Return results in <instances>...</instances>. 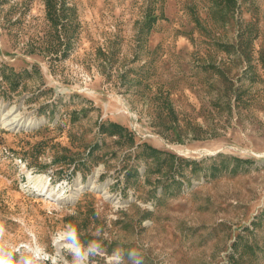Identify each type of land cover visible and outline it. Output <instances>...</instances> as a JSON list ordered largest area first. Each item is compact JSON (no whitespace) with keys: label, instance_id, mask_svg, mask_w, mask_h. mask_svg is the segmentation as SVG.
I'll list each match as a JSON object with an SVG mask.
<instances>
[{"label":"rangeland","instance_id":"1","mask_svg":"<svg viewBox=\"0 0 264 264\" xmlns=\"http://www.w3.org/2000/svg\"><path fill=\"white\" fill-rule=\"evenodd\" d=\"M56 6L67 30L46 0H0L4 239L70 264L56 237L71 224L104 250L90 264L118 247L126 264L130 249L143 264H264V0Z\"/></svg>","mask_w":264,"mask_h":264},{"label":"clouds","instance_id":"2","mask_svg":"<svg viewBox=\"0 0 264 264\" xmlns=\"http://www.w3.org/2000/svg\"><path fill=\"white\" fill-rule=\"evenodd\" d=\"M66 228L67 231L57 233L56 238L68 241L65 247L72 255L70 264H90V257L103 253L104 250L98 241H92L89 245L85 246L79 240L75 226L69 224ZM96 234H100L99 229ZM4 236L5 229L3 224L0 223V264H46L49 260H52L53 264H56L53 257L34 240L31 243L12 246L4 239ZM17 253H19L18 257ZM127 257L132 261V264H143V257L136 249L128 250ZM124 258V249L118 247L113 251L110 261L111 264H126ZM66 264H69V262H66Z\"/></svg>","mask_w":264,"mask_h":264},{"label":"trees","instance_id":"3","mask_svg":"<svg viewBox=\"0 0 264 264\" xmlns=\"http://www.w3.org/2000/svg\"><path fill=\"white\" fill-rule=\"evenodd\" d=\"M47 2V13L49 19L56 24V26L59 24L60 21L63 20V18H67L66 22L62 24V26L67 30V27L69 24H72V21L68 19V14H63L62 12V18L60 17V13L58 12L57 6H56V0H46ZM158 19V14H156L153 10L147 11L145 15V19L141 23V31H149L153 28L155 22ZM100 132L105 135L110 136H118L119 138H127L132 143L134 142V137L132 133L128 130L127 127L121 125L118 122L114 121H104L100 124ZM147 146V145H146ZM150 152L157 155L160 151L157 150L154 147H149ZM237 165H234L231 170H236Z\"/></svg>","mask_w":264,"mask_h":264}]
</instances>
